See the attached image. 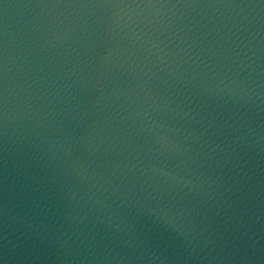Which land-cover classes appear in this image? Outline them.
Returning a JSON list of instances; mask_svg holds the SVG:
<instances>
[{"label":"water","instance_id":"95a60500","mask_svg":"<svg viewBox=\"0 0 264 264\" xmlns=\"http://www.w3.org/2000/svg\"><path fill=\"white\" fill-rule=\"evenodd\" d=\"M0 264H264V0H0Z\"/></svg>","mask_w":264,"mask_h":264}]
</instances>
